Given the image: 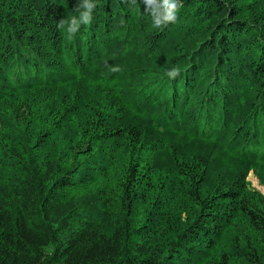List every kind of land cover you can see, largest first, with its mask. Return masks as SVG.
Wrapping results in <instances>:
<instances>
[{"label":"trees","instance_id":"trees-1","mask_svg":"<svg viewBox=\"0 0 264 264\" xmlns=\"http://www.w3.org/2000/svg\"><path fill=\"white\" fill-rule=\"evenodd\" d=\"M250 173L264 0H0V264H264Z\"/></svg>","mask_w":264,"mask_h":264},{"label":"rangeland","instance_id":"rangeland-1","mask_svg":"<svg viewBox=\"0 0 264 264\" xmlns=\"http://www.w3.org/2000/svg\"><path fill=\"white\" fill-rule=\"evenodd\" d=\"M249 181L252 183V186L254 188H257L264 192V188L260 185L258 178L255 177L254 173H250L249 175Z\"/></svg>","mask_w":264,"mask_h":264},{"label":"clouds","instance_id":"clouds-1","mask_svg":"<svg viewBox=\"0 0 264 264\" xmlns=\"http://www.w3.org/2000/svg\"><path fill=\"white\" fill-rule=\"evenodd\" d=\"M94 6V5H93ZM92 7V6H90ZM89 19H90V12L87 14ZM86 22V21H85ZM70 31H75V29H70ZM114 71L117 69H113ZM179 73V69L178 68H173L168 74L172 77H175L176 75H178Z\"/></svg>","mask_w":264,"mask_h":264}]
</instances>
